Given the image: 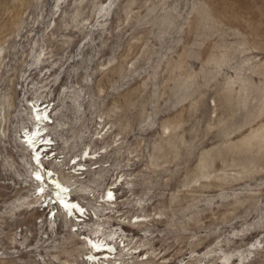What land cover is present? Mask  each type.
Listing matches in <instances>:
<instances>
[{
    "label": "rangeland",
    "instance_id": "1",
    "mask_svg": "<svg viewBox=\"0 0 264 264\" xmlns=\"http://www.w3.org/2000/svg\"><path fill=\"white\" fill-rule=\"evenodd\" d=\"M0 264H264V0H0Z\"/></svg>",
    "mask_w": 264,
    "mask_h": 264
},
{
    "label": "bare ground",
    "instance_id": "2",
    "mask_svg": "<svg viewBox=\"0 0 264 264\" xmlns=\"http://www.w3.org/2000/svg\"><path fill=\"white\" fill-rule=\"evenodd\" d=\"M41 105L42 104H39V106L36 107V109H35V117H37L38 120L37 121L35 119L34 120L38 124H40V122H42V124H41L42 126L38 127V128L34 127V130H32L31 132L30 131L29 132L26 131L29 134L28 136L25 133L26 134L25 136H26V139H27L26 142H29L31 150L34 151V154H35L36 158L40 157V155H41V153L38 152L40 146L39 147L37 146V139L41 136V134H43L42 131H44L47 123L50 122V120H48L49 117H50L49 113H46L48 105L44 106L43 108H41ZM33 106L35 107V105H33ZM42 110H44V111L42 112ZM36 123H35V125H36ZM43 135L44 136H42V137H45L46 142L50 143L49 142L50 139L49 140L47 139L49 136L45 135V134H43ZM47 153H48V151H47ZM34 161H37V160H34ZM31 163L33 164V160L32 159H31ZM41 163L42 162L40 161L41 169H43L42 168L43 164L41 165ZM50 170L44 171L45 173L44 172L42 173L39 169L37 171H35L37 176L40 179L44 178L43 182L40 183L42 188L46 189V188H44L46 186V184H44V183H48L46 187H49V188L53 189V192H54L53 193V197H54L55 201H57V204L61 203V205H63L64 211H65L64 212L65 215L69 214V215H74L77 218L81 217L76 211L82 212V207L79 206V203L77 201L75 202L74 199L69 198V196H70L68 194L70 192L69 188H67V186L64 183H62L60 180H58V177L57 178L54 177L53 172H51ZM46 173H47V176H45ZM46 178H47L48 181L46 180ZM32 179H33V177H32ZM49 185H51V187ZM108 192H110V190ZM52 208H55V207H52ZM84 214L85 213H83V215ZM54 217H55V215H54ZM83 218H82V220H83ZM82 220H81V222H82ZM87 242L90 244V249H91V253L89 254L90 259H95L97 255H100V258H102V257H111L113 246L110 245V243L104 242V240H101V239H96V240L95 239H91L90 237L87 238Z\"/></svg>",
    "mask_w": 264,
    "mask_h": 264
}]
</instances>
